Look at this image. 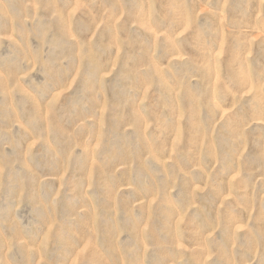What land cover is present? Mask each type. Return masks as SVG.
Masks as SVG:
<instances>
[{
	"label": "rangeland",
	"instance_id": "obj_1",
	"mask_svg": "<svg viewBox=\"0 0 264 264\" xmlns=\"http://www.w3.org/2000/svg\"><path fill=\"white\" fill-rule=\"evenodd\" d=\"M0 264H264V0H0Z\"/></svg>",
	"mask_w": 264,
	"mask_h": 264
}]
</instances>
